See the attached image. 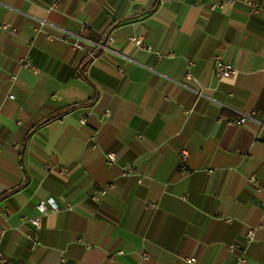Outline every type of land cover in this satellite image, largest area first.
<instances>
[{
  "label": "crops",
  "instance_id": "0c3cea01",
  "mask_svg": "<svg viewBox=\"0 0 264 264\" xmlns=\"http://www.w3.org/2000/svg\"><path fill=\"white\" fill-rule=\"evenodd\" d=\"M53 1L0 0L9 264H264V0Z\"/></svg>",
  "mask_w": 264,
  "mask_h": 264
},
{
  "label": "built area",
  "instance_id": "2783aa9c",
  "mask_svg": "<svg viewBox=\"0 0 264 264\" xmlns=\"http://www.w3.org/2000/svg\"><path fill=\"white\" fill-rule=\"evenodd\" d=\"M171 1H173V0H165L164 2L165 3H169ZM58 4H59L58 1L54 0L53 3L50 5V8L51 9H56L58 7ZM248 4H249V6L251 8V11L253 13H258L261 10H264V6L263 7H259L258 4L256 3V1H249ZM88 26L90 27V25H88ZM2 27L4 29H7L8 28L7 23H2ZM48 38H51V36H48ZM69 39H70V37H68V35H66L65 40L69 41ZM131 40L137 46H142V44H143L142 43V38L140 36L132 37ZM113 42H114V38H112V37L109 38V41H108L109 45H112ZM74 46L77 47V48L84 49V47H82L78 43H75ZM146 48L149 49V47H146ZM169 56L170 57L173 56V53L171 52L169 54ZM22 62H23V64L25 66L33 67L30 59L23 60ZM189 65L190 66L193 65V62H190ZM33 68L37 72H39V69H37L36 67H33ZM218 70H219V73H220V75H221V77L223 79L233 77L237 73V70L235 69V67L233 65H231L229 63H224V62L219 63ZM189 75H190V73H188V76ZM9 97L11 99L15 98L14 95H10ZM244 122H245V119L242 118V119H240L238 121V124H242ZM260 123H261V126L264 127V120L261 121ZM140 138H143V136L140 135ZM189 156H190V153L187 150H184L181 153V167L180 168H181L182 171H185L187 169V161L189 159ZM107 158H108V161L110 163L117 162V157H116V154H114V153L108 154ZM45 169L49 173H53L54 171H57L58 175H60L61 177H67V176H69L71 174V170L68 167L55 166L52 163H48L46 165ZM123 170H124V175L136 176V173H135L134 169L129 167V166H123ZM210 173H213V171H210ZM250 182L252 184H255L256 183V178L252 177L250 179ZM110 187L111 188H115L116 186H115V184H112V185H110ZM100 193L105 194L106 193V189L100 190ZM186 198H187L186 196L183 197V199H186ZM92 199L94 201H97L98 200V196L94 195L92 197ZM71 207H72L71 204H67V208H71ZM37 210H38L39 215L31 220V223L33 225V229L31 231H29V233L27 234L28 238L31 241H33L32 250H34L39 245V242L35 240V235H36V232L42 228L43 218L46 217L47 215H49L50 213L58 212L59 210H61V207L54 199H47V200H42V201L39 202V204L37 205ZM5 232L6 231H5L4 228L0 229V245H1L2 239H3L4 235H5ZM254 236H255V229H249L248 232L245 235V240L249 243V242H251L254 239ZM237 247H238V245H232V246L229 247V250L232 252ZM239 260H240L241 264H245L247 262L246 258L243 257V256L240 257ZM0 262L5 263V264H9L8 257L1 251H0ZM186 263L187 264H195L196 263V258H190V259L187 260Z\"/></svg>",
  "mask_w": 264,
  "mask_h": 264
},
{
  "label": "trees",
  "instance_id": "16d2710c",
  "mask_svg": "<svg viewBox=\"0 0 264 264\" xmlns=\"http://www.w3.org/2000/svg\"><path fill=\"white\" fill-rule=\"evenodd\" d=\"M96 98H97V95H95V97H93L92 102H94L96 100Z\"/></svg>",
  "mask_w": 264,
  "mask_h": 264
}]
</instances>
